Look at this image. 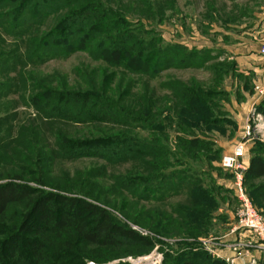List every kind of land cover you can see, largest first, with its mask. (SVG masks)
Listing matches in <instances>:
<instances>
[{"label":"rangeland","instance_id":"obj_1","mask_svg":"<svg viewBox=\"0 0 264 264\" xmlns=\"http://www.w3.org/2000/svg\"><path fill=\"white\" fill-rule=\"evenodd\" d=\"M69 1L0 0V183L101 206L151 246L25 233L44 251L29 264H264V241L240 223L235 176L223 167L238 144L246 169L264 157L254 98L264 89L237 71L231 49L234 28L252 23L264 1L98 0L84 25L60 29L78 9ZM55 27L59 39L45 37ZM78 38L92 41L77 47ZM48 92L102 99L116 121L49 118L30 105ZM241 183L264 220V178L243 173ZM18 209L0 221V264H14L9 240L17 255L29 253L15 237Z\"/></svg>","mask_w":264,"mask_h":264},{"label":"trees","instance_id":"obj_2","mask_svg":"<svg viewBox=\"0 0 264 264\" xmlns=\"http://www.w3.org/2000/svg\"><path fill=\"white\" fill-rule=\"evenodd\" d=\"M37 1H41V5H47L49 1L55 5L61 3V0ZM75 2L76 8H78L74 10L76 12L65 15L56 27L66 30L73 25L82 24V22L84 25L85 13L91 8L101 7L98 0H72L69 1V5H75ZM22 4L26 6L28 2ZM99 21V26L96 27L100 28L103 25V20ZM56 27L50 31L52 32L51 34L47 33L45 37H56L55 39L58 40L61 34H58ZM45 37L42 38L41 48L44 47L47 41ZM77 40L79 43L77 47L82 48H85L92 41L91 39L86 41L84 38H78ZM115 41L120 42L119 40ZM63 43L62 45H66L64 47H67L68 50H73V47L67 46L69 45L67 44V38ZM102 44L103 41L100 42V45ZM38 49L36 48L35 50V57H39L37 56L40 51ZM100 53L102 54L103 52L100 50ZM101 54L100 56L102 57ZM53 94L48 92L39 99L32 96L30 97V105L33 104L32 107L39 113L48 114L49 118L54 115L76 123H88L91 121L110 123L116 121L115 117L112 116L113 112H110V108L106 106L102 99L98 100L90 97V95ZM53 96L58 98L55 100ZM258 108L259 112L264 116V100ZM98 143L106 145L103 140ZM244 176L251 181L264 178V157L256 154L252 156ZM15 179H18V177L16 176ZM257 189L264 192V183L260 184ZM12 208H20L18 210H21V216L15 218L16 223L13 226V229H16L15 237H22L25 246L29 247V253L25 254L23 258L22 254H16V246L10 244L11 240H6L5 248L11 253V260H13L14 264L33 263L32 259L34 260V258L32 256L38 259V256L44 253L40 244L36 241L24 239L22 235L25 233L40 235L49 232H58L60 234L71 232L82 243L97 248H115L123 245L151 246L148 239L117 222L101 206L77 198L71 199L58 194L37 191L15 181L0 183V221L4 219ZM181 264H224V262L219 260L206 261L189 257L184 259Z\"/></svg>","mask_w":264,"mask_h":264},{"label":"crops","instance_id":"obj_3","mask_svg":"<svg viewBox=\"0 0 264 264\" xmlns=\"http://www.w3.org/2000/svg\"><path fill=\"white\" fill-rule=\"evenodd\" d=\"M253 20L246 28H234L233 31L237 32L231 36L232 58L239 73L248 74L251 84L264 89V56L260 54V48L264 45V8L255 14ZM259 95H254L256 103L264 100V92Z\"/></svg>","mask_w":264,"mask_h":264},{"label":"built area","instance_id":"obj_4","mask_svg":"<svg viewBox=\"0 0 264 264\" xmlns=\"http://www.w3.org/2000/svg\"><path fill=\"white\" fill-rule=\"evenodd\" d=\"M260 53L264 56V45L260 48ZM262 95L263 91L259 90ZM244 144H238L231 154L226 156L223 160V167L231 171L235 176V189L239 199V211L238 218L243 227L253 231L259 238L264 241V220L257 212V210L251 205L246 194L242 188V176L246 170L245 165L242 162L244 156Z\"/></svg>","mask_w":264,"mask_h":264}]
</instances>
